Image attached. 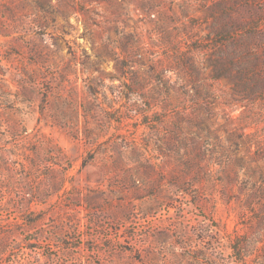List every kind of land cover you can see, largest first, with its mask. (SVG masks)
<instances>
[{"label": "rangeland", "instance_id": "obj_1", "mask_svg": "<svg viewBox=\"0 0 264 264\" xmlns=\"http://www.w3.org/2000/svg\"><path fill=\"white\" fill-rule=\"evenodd\" d=\"M0 264H264V0H0Z\"/></svg>", "mask_w": 264, "mask_h": 264}]
</instances>
